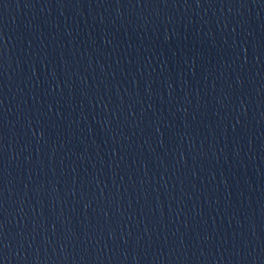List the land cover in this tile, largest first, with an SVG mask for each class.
Returning a JSON list of instances; mask_svg holds the SVG:
<instances>
[{"label":"water","instance_id":"95a60500","mask_svg":"<svg viewBox=\"0 0 264 264\" xmlns=\"http://www.w3.org/2000/svg\"><path fill=\"white\" fill-rule=\"evenodd\" d=\"M0 264H264V0H0Z\"/></svg>","mask_w":264,"mask_h":264}]
</instances>
